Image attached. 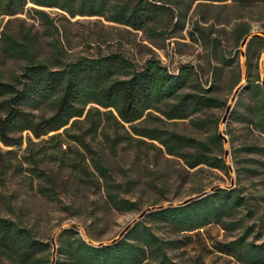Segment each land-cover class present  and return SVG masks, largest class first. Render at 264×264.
<instances>
[{"label": "trees", "instance_id": "trees-1", "mask_svg": "<svg viewBox=\"0 0 264 264\" xmlns=\"http://www.w3.org/2000/svg\"><path fill=\"white\" fill-rule=\"evenodd\" d=\"M202 1L225 0L198 3ZM231 1L242 8L264 3ZM27 2L38 6L32 10L45 28V34L40 36L45 37L46 43L39 52L35 35L24 32L23 26L13 27L16 20L23 22L20 18H8L0 31V143L20 147L26 140L24 153L14 158V164L0 158V174L10 170L24 174L32 185L35 181L40 195L53 199L65 177L63 172H67V179L77 184L101 188L106 202L115 210L132 211L137 203L127 196L139 180L131 176L129 166H118L115 172L108 161V157L118 156L120 145L137 154L144 144L155 148L166 160L179 159L188 169L206 166L226 172L223 140L216 131L217 118L211 113L205 115L223 107L224 101L215 93L213 84L202 81L195 66L182 64L172 72L159 58L151 56L137 67L120 51L68 58L61 39L55 35L57 27L42 9L55 7L72 17L101 16L134 30L155 33L171 18L172 0H0V16L23 12ZM195 29L199 34L193 39L212 42L198 24ZM249 31L245 20L234 24L237 39ZM263 48V36L248 40L245 63L249 76L256 69ZM7 62L18 65L7 68ZM216 74L213 69L211 76ZM258 80L255 71L253 82ZM260 85L248 86L254 99L247 105L246 120L264 133V90ZM151 116L163 122L189 119L206 134L196 137L149 125ZM62 137L75 148L64 147ZM45 142H54L49 153ZM36 145L40 148L33 151L31 147ZM87 166L94 171L89 179L83 178ZM237 193L234 189L216 188L185 205L150 212L148 217L187 224L183 230H192L210 221H221L225 207L236 210L243 205L246 201ZM1 198L7 213H0V264H51L49 243L36 238L22 223L21 207L15 206L12 196ZM195 218L200 219L193 222ZM125 234L133 236L132 241L122 237L112 245L93 246L74 228H65L58 240L56 264H178L165 250L169 242L160 240L141 222ZM248 234L247 228L241 236L219 243L216 250L233 257L236 264H264V243L247 241Z\"/></svg>", "mask_w": 264, "mask_h": 264}, {"label": "rangeland", "instance_id": "rangeland-1", "mask_svg": "<svg viewBox=\"0 0 264 264\" xmlns=\"http://www.w3.org/2000/svg\"><path fill=\"white\" fill-rule=\"evenodd\" d=\"M198 2L172 0L171 18L155 33L134 30L107 21L101 16L76 14L72 17L58 8L42 7L57 27L55 35L61 39L68 58L120 51L132 59L137 67L151 56L159 58L172 72H176L182 64L195 66L202 81H207V85L213 84L215 93L224 101L223 107L207 111L205 115L211 113L212 117L217 118L216 131L221 132L228 141V160L224 162L232 167L231 173L228 168L226 172L206 166L188 169L179 159L166 160L155 148L144 144L140 145L137 154L134 149L120 145L118 156H110L108 161L115 172L118 166H129L131 176L139 180V185L127 196L137 203L136 209L132 211L115 210L106 202L101 188L77 184L67 179V172H63L65 177L53 199L40 195L36 191L35 181L32 185L24 174L12 170L0 174V213H7L1 197L10 199L8 196H12L15 206L21 207L22 223L36 238L49 243L50 260L54 243V264L59 259L57 249L61 232H56L61 226L69 225L94 243L108 242L143 209L181 202L213 186L218 189H234L246 202L236 210L225 207L221 221H210L192 230H183L188 228L187 224L148 217L149 213L136 223L141 222L160 240L169 242L165 250L178 264H236L233 257L218 252L216 246L241 236L247 228V241L264 243V133L258 132L255 125L246 120L247 105L254 99V93L248 86L252 83L260 85V58L264 48L260 51L256 69L252 70L251 76L247 73L245 84L225 121L221 122L226 105L236 86L243 81L244 69L247 70L245 52L248 42L245 47H240L242 37H235L234 24L245 20L250 25L249 32L264 30V3H253L242 8L231 0ZM33 7L38 6L27 2L23 12L14 16H0V31L8 18L23 19L22 23L16 20L13 27L16 29L23 26L24 32L35 35L38 38L36 48L40 52L46 43V39H43L45 37L40 36L45 34V28L33 13ZM196 24L203 34H208L212 42L192 38L199 34L195 29ZM257 51L255 49L254 53ZM6 65L7 68H13L18 63L7 62ZM213 69L217 72L216 76H211ZM255 71L258 72L259 80L253 82ZM154 114L158 116L156 112ZM148 124H157L196 137H204L206 134L205 129L196 127L189 119L163 122L151 116ZM23 135L27 136V133ZM62 139L64 147L70 150L75 148L67 138ZM53 144H43L47 153L52 151ZM25 145L26 140L20 147L0 143V158L14 164V158H20L24 153ZM38 148L37 145L31 147L33 151ZM9 150L12 153H7ZM23 166L28 165L24 163ZM91 172H94L93 169L87 166L83 178H91L94 174ZM200 218L193 219V222H198ZM125 237L132 241L133 236L125 234Z\"/></svg>", "mask_w": 264, "mask_h": 264}, {"label": "water", "instance_id": "water-1", "mask_svg": "<svg viewBox=\"0 0 264 264\" xmlns=\"http://www.w3.org/2000/svg\"><path fill=\"white\" fill-rule=\"evenodd\" d=\"M253 36H263L264 37V30H259V31H254V32H249L248 34H246L241 42H240V47L243 48L246 46V43L248 42V40L250 38H252ZM242 55H244V52H241ZM260 83L262 85V88L264 90V51L262 53V56L260 58ZM243 81L240 82L236 88L234 89L233 91V94L232 96L230 97V100H229V103L226 105V108H225V114L224 116L222 117L221 119V122H224L225 119H226V116L228 115V113L230 112L231 110V107L234 103V101L236 100V97L240 91V89L243 87V85L245 84L246 82V77H247V73H246V69H244V75H243ZM219 136L222 138L223 140V145H224V155H223V158L225 161H227L228 159V150H227V147H228V141H227V138L221 133V132H218ZM227 167H228V170L229 172L231 173L232 172V167L231 165L227 164ZM216 188V186H213L211 187L210 189L204 191V192H201L195 196H192L190 198H187L181 202H176V203H167V204H160V205H155V206H151V207H147L145 209H143L138 215L137 217L130 223L128 224L115 238H113L112 240L108 241V242H99V243H94L92 242L90 239H87L84 235H82V238L90 245H93V246H103V245H112L114 243H116L117 241H119L124 235L125 233L130 229L131 226H133L138 220H140L141 218H143L146 214L150 213V212H153V211H157V210H161L163 208H167V207H175V206H181V205H185L191 201H194L196 199H199L205 195H207L208 193H211L213 192ZM71 226H74V225H71ZM70 227L69 225H64V226H61L56 233H59L61 232L62 230H64L65 228H68ZM54 243H53V251H52V259H51V264H54V254H55V249H54Z\"/></svg>", "mask_w": 264, "mask_h": 264}]
</instances>
